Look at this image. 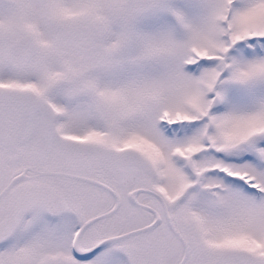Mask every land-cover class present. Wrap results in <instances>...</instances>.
<instances>
[{"label":"snow or ice","instance_id":"1","mask_svg":"<svg viewBox=\"0 0 264 264\" xmlns=\"http://www.w3.org/2000/svg\"><path fill=\"white\" fill-rule=\"evenodd\" d=\"M0 264H264V0H0Z\"/></svg>","mask_w":264,"mask_h":264}]
</instances>
